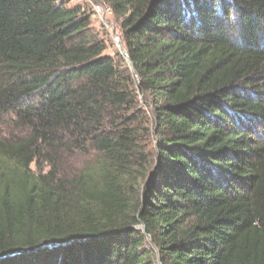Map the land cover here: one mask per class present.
<instances>
[{
  "label": "trees",
  "instance_id": "obj_1",
  "mask_svg": "<svg viewBox=\"0 0 264 264\" xmlns=\"http://www.w3.org/2000/svg\"><path fill=\"white\" fill-rule=\"evenodd\" d=\"M99 1L0 0V264H264V0Z\"/></svg>",
  "mask_w": 264,
  "mask_h": 264
},
{
  "label": "rangeland",
  "instance_id": "obj_2",
  "mask_svg": "<svg viewBox=\"0 0 264 264\" xmlns=\"http://www.w3.org/2000/svg\"><path fill=\"white\" fill-rule=\"evenodd\" d=\"M70 8L80 7L90 15L92 28L105 40L107 54L114 55L118 47L114 38H120L118 22L108 8L103 6L99 0H63ZM34 168V166L32 167Z\"/></svg>",
  "mask_w": 264,
  "mask_h": 264
},
{
  "label": "water",
  "instance_id": "obj_3",
  "mask_svg": "<svg viewBox=\"0 0 264 264\" xmlns=\"http://www.w3.org/2000/svg\"><path fill=\"white\" fill-rule=\"evenodd\" d=\"M114 40H115V43H116V45L118 47L119 54L125 59V62L128 65V68L130 69L131 73L136 77L134 66H133V64H132V62L130 60V57H129L126 49L124 48V45H123L121 39L118 38V37H115ZM136 81L139 82V79L137 77H136ZM135 228L138 229V230H141L143 233H145V228H144L143 225H139V226H137ZM148 239H150L149 236H148ZM13 255H15V254H13ZM13 255H11V256H13Z\"/></svg>",
  "mask_w": 264,
  "mask_h": 264
},
{
  "label": "clouds",
  "instance_id": "obj_4",
  "mask_svg": "<svg viewBox=\"0 0 264 264\" xmlns=\"http://www.w3.org/2000/svg\"><path fill=\"white\" fill-rule=\"evenodd\" d=\"M214 3H218V0H214ZM232 19H235V16L232 17Z\"/></svg>",
  "mask_w": 264,
  "mask_h": 264
}]
</instances>
